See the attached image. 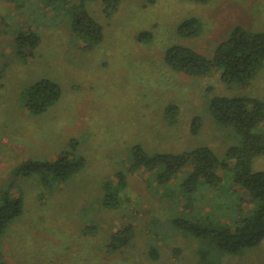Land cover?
<instances>
[{"label": "rangeland", "instance_id": "rangeland-1", "mask_svg": "<svg viewBox=\"0 0 264 264\" xmlns=\"http://www.w3.org/2000/svg\"><path fill=\"white\" fill-rule=\"evenodd\" d=\"M65 1L55 0L53 16L50 3L42 5L44 12L27 0H0V193L24 161L54 160L61 153L85 160L64 183H46L38 174L16 180L12 194L23 196L24 212L0 240L6 264H264V241L233 256L172 224L173 216L222 223L237 214L224 187L214 192L204 186L199 201L184 212L180 200L166 199L158 179L142 170L129 174L135 149L156 154L209 147L225 158L240 143L234 126L215 122L211 103L216 97L264 101V65L248 86H229L220 73L175 72L165 52L185 44L212 59L235 26L264 31V0H119L116 7L81 2L103 26L99 44L71 31ZM68 2L70 9L78 4ZM191 16L202 20V28L183 39L178 27ZM30 28L41 42L32 57L21 59L16 37ZM146 32L152 39H139ZM44 79L59 83L62 96L46 111L32 113L26 90ZM170 104L180 108L172 127L164 119ZM194 117L203 123L197 135L190 129ZM253 168L264 171V155L254 159ZM119 170L127 172L128 185L114 195L119 203L114 208L105 200L116 193ZM235 190L247 209L248 192ZM125 224L135 226V239L109 253L112 235ZM151 246L160 252L157 260L149 257Z\"/></svg>", "mask_w": 264, "mask_h": 264}, {"label": "trees", "instance_id": "trees-1", "mask_svg": "<svg viewBox=\"0 0 264 264\" xmlns=\"http://www.w3.org/2000/svg\"><path fill=\"white\" fill-rule=\"evenodd\" d=\"M12 3L24 0H7ZM35 8H45V2L53 5V16L57 14L58 2L55 0H27ZM78 4L69 7L68 0L65 16L69 15L67 24L73 33L91 38L93 44H99L104 38V29L94 20L88 10L80 6L81 2L101 1L105 5L119 0H75ZM196 4H207L209 0H184ZM31 6L33 8V5ZM23 6V3L21 4ZM73 11V12H72ZM202 20L191 16L183 20L179 27V35L183 39L197 36L202 28ZM152 39L149 32L142 33L139 39ZM41 42V35L34 29L20 32L16 37L18 57L26 59L32 57ZM167 65L175 72L184 73L191 77H206L220 73L222 81L229 86H248L257 76L264 65V31H252L244 26H235L231 37L220 43L212 57L185 44H174L165 52ZM26 107L32 113H42L62 96L59 83L44 79L26 90ZM211 113L215 122L222 127L234 126L241 141L229 148L226 157H219L209 147H200L179 153L159 152L152 154L141 149H135L132 156V172L144 171L148 179H158V186H162L164 196L169 200H180L184 212L195 202L199 201V193L208 186L214 192L225 188L224 193L233 198V208H238L237 214H229L227 221L218 223L216 220L203 218L174 217L172 224L198 239H210L222 252L233 256L240 255L246 250L259 246L264 241V171H255L254 159L264 155V101L256 98H228L216 97L211 103ZM180 108L177 104L166 107L164 119L169 126L179 123ZM202 119L194 117L191 122V133L199 134L202 129ZM85 166V160L73 153H61L54 160H27L14 171L12 180L7 188L0 193V240L6 233L7 227L24 212L23 196L14 197L12 189L19 177H29L38 174L44 182H66L73 174ZM118 181L116 193L106 198L107 206L112 202L118 208L116 194L119 196L128 185V174L124 170L117 172ZM178 180V181H177ZM174 185L172 193V187ZM236 187L245 189L250 200L247 209L246 202L235 190ZM159 188V187H158ZM171 189V191H170ZM222 190V189H221ZM213 191V190H212ZM173 194V195H172ZM111 197V200L109 199ZM120 200V198H119ZM111 201V204H109ZM237 206V207H236ZM224 209L222 206L220 208ZM112 235V243L108 252L115 253L135 239V226L125 224ZM178 252L176 249L174 253ZM160 252L151 246L149 257L159 258ZM0 264H6L0 246Z\"/></svg>", "mask_w": 264, "mask_h": 264}]
</instances>
